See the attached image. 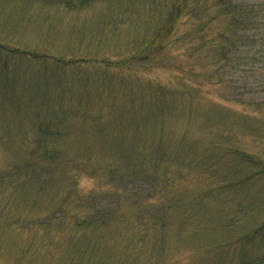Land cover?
I'll return each instance as SVG.
<instances>
[{
    "label": "rangeland",
    "instance_id": "1",
    "mask_svg": "<svg viewBox=\"0 0 264 264\" xmlns=\"http://www.w3.org/2000/svg\"><path fill=\"white\" fill-rule=\"evenodd\" d=\"M173 1L0 0V264H264V42Z\"/></svg>",
    "mask_w": 264,
    "mask_h": 264
},
{
    "label": "trees",
    "instance_id": "2",
    "mask_svg": "<svg viewBox=\"0 0 264 264\" xmlns=\"http://www.w3.org/2000/svg\"><path fill=\"white\" fill-rule=\"evenodd\" d=\"M180 1L181 0H174L172 5L176 19L183 15L187 7L189 8L188 14L190 12L192 17L200 16V10L192 11L195 10L192 8V5L201 3L203 0L188 1L187 4L185 3L187 0ZM214 4L216 5L213 11L215 15L209 18V20L217 19L221 22L227 21L225 29H227L228 32L222 30L218 33V43H216L218 46H215V51L220 54L221 59L228 58L230 52L237 48H241V46L247 49L249 46H257L258 41L264 42V33L261 31V25H264V21L261 23L259 19V11L262 9L255 6L246 9L244 6L235 4L233 0H215ZM263 51V49H257L256 53H263ZM247 58L248 56L242 59L246 60ZM226 63L229 64L230 62L226 61ZM263 228L264 222L262 228L258 231ZM254 234L255 233L250 234L247 238H253Z\"/></svg>",
    "mask_w": 264,
    "mask_h": 264
}]
</instances>
